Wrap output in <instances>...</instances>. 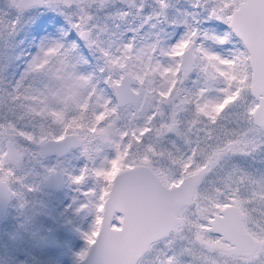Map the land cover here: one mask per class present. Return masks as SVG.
Here are the masks:
<instances>
[{"label":"snow or ice","instance_id":"snow-or-ice-1","mask_svg":"<svg viewBox=\"0 0 264 264\" xmlns=\"http://www.w3.org/2000/svg\"><path fill=\"white\" fill-rule=\"evenodd\" d=\"M177 4L0 3L8 37L56 14L0 87V222L35 264H264V0Z\"/></svg>","mask_w":264,"mask_h":264},{"label":"rangeland","instance_id":"rangeland-1","mask_svg":"<svg viewBox=\"0 0 264 264\" xmlns=\"http://www.w3.org/2000/svg\"><path fill=\"white\" fill-rule=\"evenodd\" d=\"M3 3V0H0ZM183 0H180V4ZM177 4V7L180 6ZM119 7V5H116ZM37 14V16L43 15L45 11L38 10L31 14ZM30 14V15H31ZM28 17H25L27 20ZM52 24L51 20L48 21V25ZM27 23H22V26L18 32L11 37L6 35H0V74L5 76V72L13 70L12 68H18L21 63L22 51L25 46L29 43H23L22 39L29 37V27L26 26ZM32 25V23H30ZM28 33V34H26ZM23 43V46L21 44ZM25 67V66H24ZM3 70V71H2ZM24 71V69H23ZM0 87H5V84H0ZM264 160V153L257 156L256 160H248L246 164H251L252 167H264V164L260 163ZM70 192L65 190L60 193V198L69 197ZM13 227V220L8 222H0V264H35V261L47 260L52 255L50 250H34L30 248L26 243L21 242L18 237L11 231ZM66 235V234H64ZM81 245L79 239L72 240V250L78 249ZM58 264H72V257L70 254H57ZM154 259V254H146L143 259V264H151Z\"/></svg>","mask_w":264,"mask_h":264},{"label":"trees","instance_id":"trees-1","mask_svg":"<svg viewBox=\"0 0 264 264\" xmlns=\"http://www.w3.org/2000/svg\"><path fill=\"white\" fill-rule=\"evenodd\" d=\"M55 13L45 12L43 15L37 16V14H31L32 17V25L27 23V27H29L28 33L29 37H25L22 39V42L29 43L27 46L23 48L21 63L18 68H12L13 70H9L5 72V76L2 75L1 72L0 77L3 79V83L5 84L4 88H7L9 84H14L16 80L19 78L20 73L23 72L25 63L27 59L30 57L32 53L36 50V45L40 42L41 37L47 36L50 33L54 32L52 24L48 25L49 18L55 16ZM60 23L56 25L59 27L63 24L62 18L58 17ZM26 33V34H28ZM23 43L21 46H23ZM3 71V70H2Z\"/></svg>","mask_w":264,"mask_h":264},{"label":"flooded vegetation","instance_id":"flooded-vegetation-1","mask_svg":"<svg viewBox=\"0 0 264 264\" xmlns=\"http://www.w3.org/2000/svg\"><path fill=\"white\" fill-rule=\"evenodd\" d=\"M149 2H150V0H149ZM45 191H47V190H45Z\"/></svg>","mask_w":264,"mask_h":264}]
</instances>
